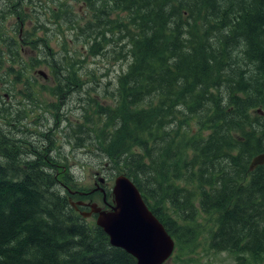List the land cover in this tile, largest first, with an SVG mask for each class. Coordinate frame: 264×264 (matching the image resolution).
Segmentation results:
<instances>
[{
	"label": "trees",
	"instance_id": "16d2710c",
	"mask_svg": "<svg viewBox=\"0 0 264 264\" xmlns=\"http://www.w3.org/2000/svg\"><path fill=\"white\" fill-rule=\"evenodd\" d=\"M24 1L13 3L17 17ZM75 1L90 13L83 23V16L69 20L76 35L94 54L125 63L108 80L104 96L112 103L97 111L106 119L101 141L92 131L103 163L135 183L172 236L196 237L201 214L209 215L211 249L260 264L264 163L249 164L264 152V0ZM115 11L124 18H113ZM21 39L5 38L15 45L10 58L23 51ZM47 41L31 43L44 42L38 55L59 96L79 77L63 65L64 55L48 60ZM23 74L16 72V82ZM193 120L204 134L182 128L192 130ZM76 137L85 144L81 132ZM9 150L0 148V264H136L85 222L84 208L71 206L41 157L21 162ZM169 205L180 216L166 215Z\"/></svg>",
	"mask_w": 264,
	"mask_h": 264
},
{
	"label": "rangeland",
	"instance_id": "374dc122",
	"mask_svg": "<svg viewBox=\"0 0 264 264\" xmlns=\"http://www.w3.org/2000/svg\"><path fill=\"white\" fill-rule=\"evenodd\" d=\"M14 1L0 0V56L4 61L0 68V148L7 147L9 152L12 150L21 162H32L31 160L41 157L43 166L53 172L62 188L60 190L68 200L76 203L84 195L82 192H89L91 196L85 198V201L96 202L108 209L102 201V192L95 188L103 187L106 200H112L110 193L113 180L121 173L113 169L111 164L103 163L92 131L98 136L97 140L101 141L99 136L103 133L102 125L106 119L102 116L98 120L97 111L99 106L112 103V99L104 94H111L108 80L116 77L120 67H125L124 60H110L94 54L88 40L76 35L69 20L77 21L83 16V20H80L83 23L90 16L80 1L32 0L33 7L25 0L18 7L22 12L19 17L13 13ZM55 14H59V18H55ZM124 16L123 11L112 14L113 18ZM106 34V37L111 36L109 31ZM7 36H12L15 42L21 37L25 41L23 51L15 59L14 55L10 58L15 45L10 43V48L8 47L5 41ZM39 38L48 40L49 47L44 48L43 52L49 55L50 62L52 57L59 62L64 55L63 65L77 73V83L70 81L72 91L69 92V87H65L64 91L59 90L62 96L54 93V77L50 65L38 55V46L44 42L31 43ZM110 45L108 43L104 47L101 44L104 48H109ZM33 62L35 66L31 65ZM38 70H43L46 77L38 73ZM17 71L24 73L21 77L24 83L16 82ZM78 87L81 89L76 90ZM79 125L87 131L81 130ZM189 125L192 130H187L186 124L182 128L195 134L206 132L194 120ZM77 131L85 138L84 145H80L84 140L76 137ZM176 139L180 137L177 136ZM100 147L102 149V144ZM25 155L28 158H23ZM100 177L104 178L103 182L99 181ZM165 214L179 215L170 205L165 209ZM210 218L212 217L209 215L201 214V227L196 237L189 239L184 233H181L183 235L180 238L177 235L172 236L174 249L163 264H252L250 260L246 261L241 257L243 254L235 255L229 251L210 248ZM84 220L95 226L93 214ZM259 262L264 264V257Z\"/></svg>",
	"mask_w": 264,
	"mask_h": 264
},
{
	"label": "water",
	"instance_id": "95a60500",
	"mask_svg": "<svg viewBox=\"0 0 264 264\" xmlns=\"http://www.w3.org/2000/svg\"><path fill=\"white\" fill-rule=\"evenodd\" d=\"M264 62V51H263ZM43 77L46 73L38 70ZM264 163V152L255 155L249 169ZM104 181L103 177L99 178ZM99 189L102 201L108 206L89 202V210L80 211L82 217L95 216V224L108 236L109 243L130 254L136 264H163L171 256L174 239L163 223L154 215L135 183L125 174H118L111 187L112 200L108 203L103 187ZM94 191V190H91ZM82 205L84 202L78 201ZM72 205L76 208L74 203Z\"/></svg>",
	"mask_w": 264,
	"mask_h": 264
},
{
	"label": "flooded vegetation",
	"instance_id": "af4514ba",
	"mask_svg": "<svg viewBox=\"0 0 264 264\" xmlns=\"http://www.w3.org/2000/svg\"><path fill=\"white\" fill-rule=\"evenodd\" d=\"M97 188H98V186H97ZM88 195H89V194H85V192H84V195H81V200H83L84 202H88V201H85V198H87ZM80 207H82V208H84V209H87V208H88V206H84V205H82V206H80Z\"/></svg>",
	"mask_w": 264,
	"mask_h": 264
},
{
	"label": "bare ground",
	"instance_id": "6f19581e",
	"mask_svg": "<svg viewBox=\"0 0 264 264\" xmlns=\"http://www.w3.org/2000/svg\"><path fill=\"white\" fill-rule=\"evenodd\" d=\"M83 87V86H82ZM123 174V173H122Z\"/></svg>",
	"mask_w": 264,
	"mask_h": 264
}]
</instances>
